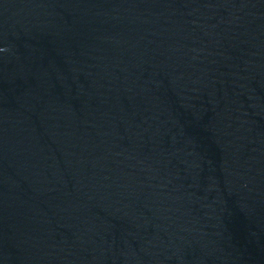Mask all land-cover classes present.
I'll use <instances>...</instances> for the list:
<instances>
[{"label": "water", "instance_id": "1", "mask_svg": "<svg viewBox=\"0 0 264 264\" xmlns=\"http://www.w3.org/2000/svg\"><path fill=\"white\" fill-rule=\"evenodd\" d=\"M0 264H264V0H0Z\"/></svg>", "mask_w": 264, "mask_h": 264}]
</instances>
